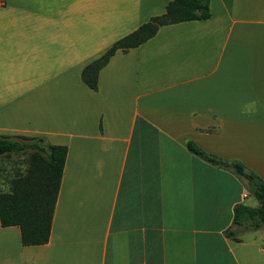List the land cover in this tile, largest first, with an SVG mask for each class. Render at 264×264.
<instances>
[{
    "label": "crops",
    "instance_id": "crops-1",
    "mask_svg": "<svg viewBox=\"0 0 264 264\" xmlns=\"http://www.w3.org/2000/svg\"><path fill=\"white\" fill-rule=\"evenodd\" d=\"M170 0H0V135L68 148L49 240L0 220V264H264V231L227 234L264 180V0H210L83 70ZM8 190V189H4Z\"/></svg>",
    "mask_w": 264,
    "mask_h": 264
},
{
    "label": "trees",
    "instance_id": "trees-1",
    "mask_svg": "<svg viewBox=\"0 0 264 264\" xmlns=\"http://www.w3.org/2000/svg\"><path fill=\"white\" fill-rule=\"evenodd\" d=\"M210 16V0H170L165 14L151 18L116 42L101 58L86 66L82 78L96 89L100 68L117 49L138 46L155 35L162 25L204 20ZM189 148L213 164L234 169L247 180L248 190L259 201L256 207L240 204L235 208L234 224L239 230L231 229L227 234L237 239V234L243 231L264 228V180L248 170L241 161L224 160L193 143H189ZM67 152V146L51 144L43 136L0 135V156H27L26 172L12 178L10 189H0L1 224L19 226L26 245L43 244L49 240Z\"/></svg>",
    "mask_w": 264,
    "mask_h": 264
},
{
    "label": "rangeland",
    "instance_id": "rangeland-1",
    "mask_svg": "<svg viewBox=\"0 0 264 264\" xmlns=\"http://www.w3.org/2000/svg\"><path fill=\"white\" fill-rule=\"evenodd\" d=\"M26 158L27 156L16 154L0 156V189H10L12 178L26 172ZM262 230L264 231V228Z\"/></svg>",
    "mask_w": 264,
    "mask_h": 264
}]
</instances>
